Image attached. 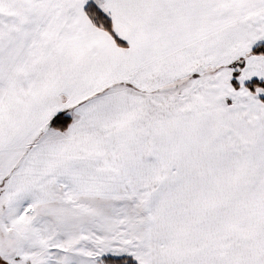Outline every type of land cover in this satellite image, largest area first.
<instances>
[{
    "label": "snow or ice",
    "instance_id": "obj_1",
    "mask_svg": "<svg viewBox=\"0 0 264 264\" xmlns=\"http://www.w3.org/2000/svg\"><path fill=\"white\" fill-rule=\"evenodd\" d=\"M0 264H264V0H0Z\"/></svg>",
    "mask_w": 264,
    "mask_h": 264
}]
</instances>
